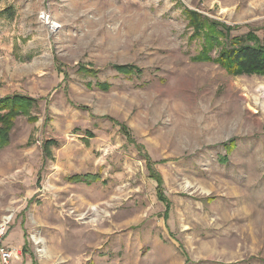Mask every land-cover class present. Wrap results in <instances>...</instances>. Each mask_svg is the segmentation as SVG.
<instances>
[{
  "label": "rangeland",
  "instance_id": "1",
  "mask_svg": "<svg viewBox=\"0 0 264 264\" xmlns=\"http://www.w3.org/2000/svg\"><path fill=\"white\" fill-rule=\"evenodd\" d=\"M185 8L264 37V0H0V97L38 99L0 150L13 264H264V78L194 60Z\"/></svg>",
  "mask_w": 264,
  "mask_h": 264
},
{
  "label": "trees",
  "instance_id": "2",
  "mask_svg": "<svg viewBox=\"0 0 264 264\" xmlns=\"http://www.w3.org/2000/svg\"><path fill=\"white\" fill-rule=\"evenodd\" d=\"M183 13L189 21V26L193 28L191 37L202 39L204 42L201 52L194 57V60L214 61L234 75L255 74L264 78V37H260L255 30L234 36L232 30L235 28L225 22L190 8H185ZM217 46H220L221 49L216 57H212L211 52ZM115 67L123 74L130 75L133 73L131 65ZM37 103V98L20 93L0 97V150L10 144L11 131L19 116H28L31 121L36 120L37 117L32 113ZM131 141L133 142V140ZM52 143L53 141L50 140L49 144L52 145ZM225 147L228 150L226 155L228 157L236 148V139L226 143ZM153 176L158 182L159 199L166 203L168 211L170 203L163 194L162 179L154 171ZM76 179L83 180V176L81 175ZM8 233L9 227L6 235Z\"/></svg>",
  "mask_w": 264,
  "mask_h": 264
},
{
  "label": "built area",
  "instance_id": "3",
  "mask_svg": "<svg viewBox=\"0 0 264 264\" xmlns=\"http://www.w3.org/2000/svg\"><path fill=\"white\" fill-rule=\"evenodd\" d=\"M47 10H44L41 14V18L45 21L49 20L50 14L46 13ZM46 15V16H45ZM51 19V18H50ZM56 24H53L51 28L58 27ZM10 220L7 219L0 224V264H13L14 260L20 258V252L18 249L10 248L3 243L5 235L7 233Z\"/></svg>",
  "mask_w": 264,
  "mask_h": 264
},
{
  "label": "bare ground",
  "instance_id": "4",
  "mask_svg": "<svg viewBox=\"0 0 264 264\" xmlns=\"http://www.w3.org/2000/svg\"><path fill=\"white\" fill-rule=\"evenodd\" d=\"M46 13H48V12H46ZM46 16V15H45ZM46 21V20H45ZM56 26V25H55ZM91 210L93 211V212H95V213H98L99 212V210H98V206H92L91 207ZM94 221V220H93Z\"/></svg>",
  "mask_w": 264,
  "mask_h": 264
}]
</instances>
